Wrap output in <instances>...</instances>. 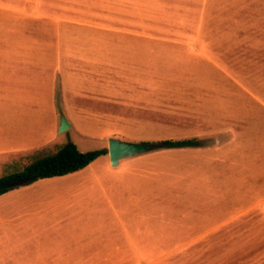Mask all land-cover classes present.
<instances>
[{
    "label": "crops",
    "instance_id": "1",
    "mask_svg": "<svg viewBox=\"0 0 264 264\" xmlns=\"http://www.w3.org/2000/svg\"><path fill=\"white\" fill-rule=\"evenodd\" d=\"M82 110L105 116L104 122L115 117L145 126L148 139L115 131L122 141L196 138L202 145L163 147L115 167L107 152L71 173L81 178L98 163L112 175L130 174L122 181L92 175V181L59 183L60 202L85 195L92 205L87 217L74 206L81 221L125 213L124 188L159 192L161 180L140 175L144 164L153 165L152 176L193 174L206 183L243 176L253 182L248 195L264 188L257 184L264 177L255 175L264 173V0H0V165L11 155L56 151L60 117L74 129ZM19 188L0 194V264H42L30 225L42 231L51 200ZM98 194L105 201L100 209ZM128 223L122 236L129 245L100 250L92 264H143L146 245L139 251L135 238L145 225Z\"/></svg>",
    "mask_w": 264,
    "mask_h": 264
},
{
    "label": "rangeland",
    "instance_id": "2",
    "mask_svg": "<svg viewBox=\"0 0 264 264\" xmlns=\"http://www.w3.org/2000/svg\"><path fill=\"white\" fill-rule=\"evenodd\" d=\"M114 97L119 99L121 94H114ZM87 110L80 111L76 128L57 132L53 145L60 147L71 142L76 145L78 151L84 153L104 148L111 138L118 139L115 131H121L124 137H128L127 139L149 138L141 133L144 125L131 124V121L125 125L121 123L120 118L115 117L113 121L104 122L105 116L93 113L92 110V114L87 116ZM45 151L36 150L3 158L0 177L21 170L33 156L49 153ZM161 152L153 150L137 156H151ZM257 160L258 163H262L258 157ZM152 167V164H144L140 175L142 174L146 181L151 177L156 181L161 180L163 188L159 192L124 188L122 204L127 211L117 215L107 211L106 220L100 218L98 221H81L76 218L74 206H79L84 217H87L86 210L92 205L83 199L85 195L78 196L73 202L68 200L60 202L58 193H62L64 189L59 188V183L92 181L94 180L92 175H98L101 181H122L125 178L129 179V173L112 175L105 172L100 164L94 163L81 178L71 174L40 179L33 183L34 185L20 186L22 189L19 190H29V196L36 194L38 197H49L51 200L44 208L49 215L45 216L43 224L45 222L47 224L40 229L42 231L38 230L40 226L30 225L34 231H31L33 239L38 241L37 248L42 250V253L37 254L38 259H42V264H69L70 261L75 262L74 264L89 262L92 264L95 261L94 256L100 250L114 249L115 245L122 247L129 245L122 236L124 230L128 229V222L145 225V231L140 230L139 237L135 238L138 239L135 246L139 251L146 245L145 252L139 253L140 257L145 259L143 264H264V188L252 189L248 195L249 190L246 188L253 182L249 183L243 176L235 182L206 183L200 176L193 174L192 176L166 172L152 176L149 174L153 173ZM255 175L264 177V173ZM262 179L261 183L257 184L264 186V178ZM106 192L111 193L110 188H106ZM97 197V209H100L105 201L100 194ZM256 201V206L250 211L226 221ZM220 223H222L220 226L208 231L204 236H192ZM148 227L154 228V235L148 233ZM109 230L111 233L110 236L107 235L104 246L99 244L103 241L101 234L109 233ZM159 232L162 234L161 243L153 245V239L158 242ZM18 256L23 257L20 253ZM103 260L96 259V262L101 263Z\"/></svg>",
    "mask_w": 264,
    "mask_h": 264
},
{
    "label": "trees",
    "instance_id": "3",
    "mask_svg": "<svg viewBox=\"0 0 264 264\" xmlns=\"http://www.w3.org/2000/svg\"><path fill=\"white\" fill-rule=\"evenodd\" d=\"M158 143L165 149L194 148L202 145V142L196 138L167 139ZM107 152V148H102L82 153L75 144L68 142L52 153L33 156L21 170L1 176L0 182L26 180L27 184H30L40 179L64 176L85 168ZM12 189L1 190L0 194Z\"/></svg>",
    "mask_w": 264,
    "mask_h": 264
},
{
    "label": "water",
    "instance_id": "4",
    "mask_svg": "<svg viewBox=\"0 0 264 264\" xmlns=\"http://www.w3.org/2000/svg\"><path fill=\"white\" fill-rule=\"evenodd\" d=\"M70 126L63 116L60 117L58 132L66 131ZM163 148L159 143H132L125 142L119 139L111 138L107 143V151L109 156L110 165L115 167L120 160L137 156L149 151ZM27 184L26 180H15L8 182H0V191L17 188Z\"/></svg>",
    "mask_w": 264,
    "mask_h": 264
}]
</instances>
